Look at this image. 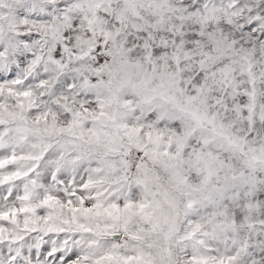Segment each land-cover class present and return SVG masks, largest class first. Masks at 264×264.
<instances>
[{"label": "snow or ice", "instance_id": "1", "mask_svg": "<svg viewBox=\"0 0 264 264\" xmlns=\"http://www.w3.org/2000/svg\"><path fill=\"white\" fill-rule=\"evenodd\" d=\"M0 264H264V0H0Z\"/></svg>", "mask_w": 264, "mask_h": 264}]
</instances>
